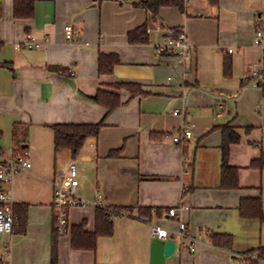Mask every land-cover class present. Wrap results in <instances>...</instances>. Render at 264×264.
<instances>
[{"label": "crops", "instance_id": "obj_1", "mask_svg": "<svg viewBox=\"0 0 264 264\" xmlns=\"http://www.w3.org/2000/svg\"><path fill=\"white\" fill-rule=\"evenodd\" d=\"M34 1L26 18L14 15V0H0V167L19 155L32 163L6 184L13 207L27 206L28 223L26 233H0V264H51L53 180L72 160L81 195L110 211H132L113 216L112 234L98 237L95 249H75L71 231L58 232V264H252L246 253L264 246V221L242 218L239 205L259 196L264 211V168L251 166L264 151V49L253 42L256 30L264 31V0H189L183 10L165 5L157 14L139 0ZM144 23L148 42L130 43L128 32ZM167 27L185 30L192 45L185 59L157 51ZM28 37L49 41L29 48ZM102 53L119 55L113 72L99 71ZM257 68L261 77L245 78ZM120 82L144 92L116 89ZM99 90H116L121 104L108 112L92 99ZM103 118L75 158L55 150L52 124ZM228 123L241 136L229 154L237 188L221 186V126ZM184 125L193 135L181 145L173 135ZM141 207H152V215L141 216ZM96 208H71L70 226L86 221L94 231ZM178 219L186 223L184 237ZM152 223L169 237H152ZM214 233L233 235L232 249L214 245Z\"/></svg>", "mask_w": 264, "mask_h": 264}, {"label": "trees", "instance_id": "obj_2", "mask_svg": "<svg viewBox=\"0 0 264 264\" xmlns=\"http://www.w3.org/2000/svg\"><path fill=\"white\" fill-rule=\"evenodd\" d=\"M184 0H139L138 5L146 8L153 14H157L159 9L165 5L178 6L181 10L184 9ZM34 0H14V15L16 17H32L34 14ZM128 40L130 43H145L148 42V32L146 23L130 30L128 32ZM120 62V57L116 53H102L99 55L98 65L101 73H111L115 65ZM224 74L230 76L232 74L231 65L225 62ZM116 89L126 87L134 94H141L142 85L132 82H120L114 86ZM98 103L103 104L108 108V112L121 104L119 93L115 91L99 90L92 97ZM104 126V118L93 123H54L51 127L55 134V150L57 152L63 149H69L75 158L84 148L86 139L89 136L98 135L100 129ZM222 129V166H221V186L223 188H237L238 183V167L229 164L230 147L233 143L239 142L240 134L231 124H224ZM249 130V128L247 129ZM2 132L0 131V137ZM113 156L120 155V149L110 153ZM252 167L264 168V151L259 158L251 162ZM152 207H141L140 215L150 217L152 215ZM132 208L115 207L110 211L109 208L98 206L96 208V227L94 231L86 230V221L73 225L70 228L72 236V246L75 249H95L98 237L102 235H111L113 232V216L117 214H129ZM160 214L161 208L156 209ZM240 215L244 219H259L264 221V211L261 197H245L242 198L239 205ZM15 222L13 231L26 233L28 223L27 206H16L14 208ZM58 231L56 228L52 234V256L51 264H58ZM212 242L216 246L232 249L234 238L231 234H211ZM253 254H257L258 259H253ZM247 261L256 264L257 260H264V246H259L246 253ZM252 259L254 261H252Z\"/></svg>", "mask_w": 264, "mask_h": 264}, {"label": "built area", "instance_id": "obj_3", "mask_svg": "<svg viewBox=\"0 0 264 264\" xmlns=\"http://www.w3.org/2000/svg\"><path fill=\"white\" fill-rule=\"evenodd\" d=\"M188 2L189 0H184ZM66 38L70 41L74 39V28L71 24L65 27ZM165 36L163 42L158 46L157 51L159 53H172L177 52L182 59H185L187 55L192 51V45L190 44L187 34L184 29L178 27H167L165 29ZM49 39L45 41H38L34 37H28L26 45L29 48H38L48 43ZM254 45L264 49V31L262 28L256 30L254 36ZM229 52H233V48L227 49ZM260 70L254 69L250 77H261ZM219 107L222 108L223 104L220 103ZM220 111V110H219ZM174 114H182L184 110L176 108L173 111ZM193 135V131L188 126H183L181 131L173 135L174 142L184 145L186 140ZM32 163L25 155H19L15 159L9 160L0 167V233H11L14 229V202L11 191L6 187V184L12 182L13 178L26 169L31 167ZM80 172L78 162L72 160L65 169H59L53 180V207L55 209L56 229L59 234H65L70 231L69 211L73 207H83L90 204L96 207L100 206L101 201L97 198L91 202L86 197L81 195L78 191L80 186ZM169 213L172 216L178 218L177 208L171 207ZM179 220L178 234L182 237L186 236V223ZM208 232V231H206ZM150 235L159 239H167L170 235L169 229L163 227L160 224L152 223L150 226ZM190 249L195 251V245L190 244ZM253 259H258L257 254H253ZM264 264V260H257Z\"/></svg>", "mask_w": 264, "mask_h": 264}]
</instances>
